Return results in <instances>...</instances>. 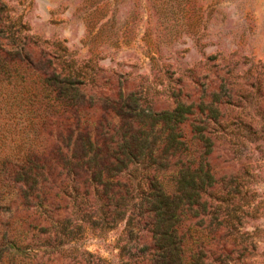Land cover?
Listing matches in <instances>:
<instances>
[{
	"label": "rangeland",
	"instance_id": "rangeland-1",
	"mask_svg": "<svg viewBox=\"0 0 264 264\" xmlns=\"http://www.w3.org/2000/svg\"><path fill=\"white\" fill-rule=\"evenodd\" d=\"M0 16L7 35L37 41L36 54L84 66L93 101L110 94L114 85L115 93L141 96L147 108L163 111L175 107L177 96L199 100L203 90L220 84L221 76L234 83L244 96L235 110L259 132L243 130V140L215 143L211 159L218 176L236 177L241 190L230 196L220 192L219 202L209 198L238 218L231 220L236 229L217 233L214 257L224 259L216 264H264V0H0ZM2 73L0 160L27 158L33 149L41 153L51 130L79 122L74 110L66 117L34 109L36 84ZM72 99L75 106L82 102L79 96ZM15 197L0 201V264H79L83 250L106 264L120 263L122 225L93 232L86 222L87 206L76 214L55 210L54 220H71L74 231L69 243L57 244L62 228L47 219L48 213L23 207Z\"/></svg>",
	"mask_w": 264,
	"mask_h": 264
},
{
	"label": "trees",
	"instance_id": "trees-1",
	"mask_svg": "<svg viewBox=\"0 0 264 264\" xmlns=\"http://www.w3.org/2000/svg\"><path fill=\"white\" fill-rule=\"evenodd\" d=\"M2 21L0 16V74L5 71L13 80L36 84L34 109L66 117L74 110L80 120L51 130L43 152L33 149L27 158L0 160V201L16 195V202L48 213L47 219L55 210L73 209L76 214L87 206L86 222L93 232L123 226L119 264L224 263L221 256L214 257L218 249L213 240L223 228L236 229L232 221L238 218L209 198L219 202L220 192L240 193L241 182L218 176L211 155L218 139L234 144L246 137L243 130L259 132L235 110L244 96L234 83L221 76L220 84L209 86L207 95L203 90L199 100L177 96L175 107L163 111L147 108L141 96L115 93L114 85L110 94L93 101L86 91L92 81L84 66L36 54L37 41L7 35ZM74 96L82 100L78 106L72 103ZM47 125L51 128L52 123ZM47 149L52 150L49 158ZM54 222L62 228L55 242L69 243L71 220ZM78 263L106 260L83 250Z\"/></svg>",
	"mask_w": 264,
	"mask_h": 264
}]
</instances>
